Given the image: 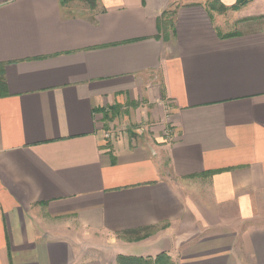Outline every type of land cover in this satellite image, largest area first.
Wrapping results in <instances>:
<instances>
[{
	"label": "crops",
	"instance_id": "crops-1",
	"mask_svg": "<svg viewBox=\"0 0 264 264\" xmlns=\"http://www.w3.org/2000/svg\"><path fill=\"white\" fill-rule=\"evenodd\" d=\"M207 2L0 0V264H264V24Z\"/></svg>",
	"mask_w": 264,
	"mask_h": 264
},
{
	"label": "rangeland",
	"instance_id": "rangeland-1",
	"mask_svg": "<svg viewBox=\"0 0 264 264\" xmlns=\"http://www.w3.org/2000/svg\"><path fill=\"white\" fill-rule=\"evenodd\" d=\"M237 1V0H236ZM236 1L233 4L227 5L222 3L221 1L219 2L228 7L226 10H218L215 11L216 14L218 15V24H219V30L223 33H232L235 32L241 27H245L248 25V23L251 24H256V25H263L264 24V10H255V5L252 4L253 0H248L246 3L240 5L237 9L231 8V6L235 5ZM89 5V4H87ZM251 11H254L252 14ZM143 106L139 104L138 108L134 109L133 112L129 113L128 115L125 114V112L119 117L114 118L111 120V123L108 124L109 128L113 131H118L122 133L127 134V128L130 127L131 129H136V136L139 137V134L142 138H144V134L149 131L146 129V122L145 119L146 117L144 116L143 112ZM138 133V134H137ZM128 135V134H127ZM134 136V137H136ZM141 140V139H140ZM162 254V253H160ZM165 254V253H163ZM152 261L154 262L155 258H151ZM174 264L176 262L172 260ZM147 264V263H146ZM160 264H169L167 261Z\"/></svg>",
	"mask_w": 264,
	"mask_h": 264
},
{
	"label": "trees",
	"instance_id": "trees-1",
	"mask_svg": "<svg viewBox=\"0 0 264 264\" xmlns=\"http://www.w3.org/2000/svg\"><path fill=\"white\" fill-rule=\"evenodd\" d=\"M87 4H89L90 7H93L96 4V0H84ZM246 1L248 0H237L235 5L231 6V8L233 9H237L238 7H240V5L246 3ZM220 0H208L207 2V7L209 9H211L212 11H218V10H226L228 9V7H226L225 5H223L222 3H220ZM169 12L165 11L163 13V16H166ZM162 22V20H161ZM162 24V23H161ZM4 85V84H3ZM138 231V230H137ZM132 231L131 233L134 234V238H141L140 235V231ZM147 235V234H146ZM118 264H160L162 263V261L164 262H168L169 264H174V262L172 261V259L170 258V256H168L167 254H159L156 259L154 260V262L152 261L151 258H144V257H137V256H128V255H119L118 256Z\"/></svg>",
	"mask_w": 264,
	"mask_h": 264
}]
</instances>
